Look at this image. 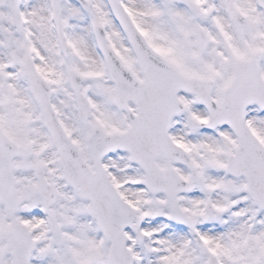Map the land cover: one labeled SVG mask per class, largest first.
<instances>
[{"label": "snow or ice", "instance_id": "snow-or-ice-1", "mask_svg": "<svg viewBox=\"0 0 264 264\" xmlns=\"http://www.w3.org/2000/svg\"><path fill=\"white\" fill-rule=\"evenodd\" d=\"M0 264H264V0H0Z\"/></svg>", "mask_w": 264, "mask_h": 264}]
</instances>
